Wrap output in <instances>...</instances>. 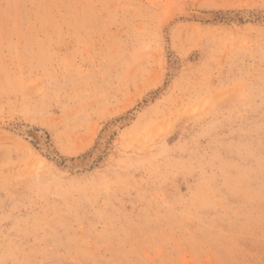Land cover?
I'll use <instances>...</instances> for the list:
<instances>
[{"label": "rangeland", "instance_id": "rangeland-1", "mask_svg": "<svg viewBox=\"0 0 264 264\" xmlns=\"http://www.w3.org/2000/svg\"><path fill=\"white\" fill-rule=\"evenodd\" d=\"M0 264H264V0H0Z\"/></svg>", "mask_w": 264, "mask_h": 264}, {"label": "bare ground", "instance_id": "bare-ground-1", "mask_svg": "<svg viewBox=\"0 0 264 264\" xmlns=\"http://www.w3.org/2000/svg\"><path fill=\"white\" fill-rule=\"evenodd\" d=\"M142 27H143V26H142ZM143 30H144V29H143ZM27 133H28V132H27ZM30 135H31L32 137H34V138L36 137L37 139L41 140L38 132L31 131V132H30ZM20 144H21V143H20ZM45 145H46V144H45ZM78 162L82 164V163H84V162L86 163V160H84V159H80V160H78Z\"/></svg>", "mask_w": 264, "mask_h": 264}]
</instances>
